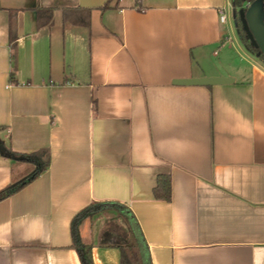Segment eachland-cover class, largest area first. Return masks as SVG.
I'll use <instances>...</instances> for the list:
<instances>
[{
    "label": "crops",
    "instance_id": "0c3cea01",
    "mask_svg": "<svg viewBox=\"0 0 264 264\" xmlns=\"http://www.w3.org/2000/svg\"><path fill=\"white\" fill-rule=\"evenodd\" d=\"M228 4L0 0V144L51 153L0 202V264H83L77 239L120 264L122 220L81 215L107 202L137 219L152 264H264V67L221 23ZM220 77L235 82L175 84ZM12 180L0 155V191Z\"/></svg>",
    "mask_w": 264,
    "mask_h": 264
},
{
    "label": "trees",
    "instance_id": "16d2710c",
    "mask_svg": "<svg viewBox=\"0 0 264 264\" xmlns=\"http://www.w3.org/2000/svg\"><path fill=\"white\" fill-rule=\"evenodd\" d=\"M255 1L256 0H230V3L233 12L237 15L235 25L240 43L247 52L260 58L264 62V57L261 51L254 46L252 39L245 30L239 15L241 10L246 11L247 7ZM140 5L141 4L137 2L136 7L138 9H142V6ZM109 6L110 2L107 3L103 9H107ZM11 49L13 50V60H15V38H12L11 40ZM0 155L5 159H9L13 166L12 183L7 188L0 191V202L17 194L26 186L38 179L50 168L51 165V153L48 149H42L31 154H22L15 152L10 145L7 146L4 143H1ZM154 194L157 200L167 202L171 201L172 185L170 176L158 177ZM105 209H111L110 213L122 220L129 236V242L118 246L121 253L120 264H152L150 260L149 247L145 240L143 231L137 219L130 212L125 209L121 210L117 204L107 202L91 206L82 214L88 212L86 217L93 218L94 216L100 215V212ZM76 248L80 252L83 264H94L91 247L79 243L77 239Z\"/></svg>",
    "mask_w": 264,
    "mask_h": 264
},
{
    "label": "water",
    "instance_id": "95a60500",
    "mask_svg": "<svg viewBox=\"0 0 264 264\" xmlns=\"http://www.w3.org/2000/svg\"><path fill=\"white\" fill-rule=\"evenodd\" d=\"M234 17L237 15L235 12ZM240 18L243 22L244 28L248 35L252 39V42L256 48H258L264 57V0H256L249 5L246 11L241 10L239 12ZM235 82L230 78H201V79H188L176 81V85L183 86H201V87H212L218 85H228ZM88 212L82 214L85 217ZM78 219L74 223V233L77 237V225Z\"/></svg>",
    "mask_w": 264,
    "mask_h": 264
},
{
    "label": "rangeland",
    "instance_id": "374dc122",
    "mask_svg": "<svg viewBox=\"0 0 264 264\" xmlns=\"http://www.w3.org/2000/svg\"><path fill=\"white\" fill-rule=\"evenodd\" d=\"M226 8H227V14H228V17H229V20H228V23H227V27H228V31H229L228 33H229L230 36H232V38L234 39V41L236 43L238 42V44H240V46L242 48H244L242 46V44L240 43L239 38H238V35H237V30H236V25H235V17H234V13H233V10H232L230 4H228V7H226ZM244 50L246 51L245 48H244ZM238 51H240V50L237 49L236 56L239 58ZM246 53H248L251 56V58H253L254 61H256L259 65H261L262 67H264V62L260 58L251 55L247 51H246ZM240 56H244V55H241L240 54ZM112 216L114 217V215H112ZM113 217H111L112 219H109V220L112 221V222L113 221L114 222H118L117 219L116 218H113ZM113 227H114V225H113ZM116 228L113 229V232H115L114 234H115L117 240L119 241L121 239V236H120L121 233H120V231L118 229L119 227H118L117 224H116Z\"/></svg>",
    "mask_w": 264,
    "mask_h": 264
},
{
    "label": "built area",
    "instance_id": "2783aa9c",
    "mask_svg": "<svg viewBox=\"0 0 264 264\" xmlns=\"http://www.w3.org/2000/svg\"><path fill=\"white\" fill-rule=\"evenodd\" d=\"M228 20H229V17H228L227 11L224 10L223 12H221L220 21L223 24H227L228 23Z\"/></svg>",
    "mask_w": 264,
    "mask_h": 264
}]
</instances>
